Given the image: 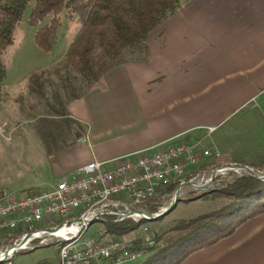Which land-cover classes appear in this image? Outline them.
<instances>
[{
    "label": "crops",
    "instance_id": "obj_1",
    "mask_svg": "<svg viewBox=\"0 0 264 264\" xmlns=\"http://www.w3.org/2000/svg\"><path fill=\"white\" fill-rule=\"evenodd\" d=\"M262 98L264 0H183L149 34L142 62L110 71L67 105L69 122L47 116L44 107H25L24 113L16 104L0 107V128L30 115V131L17 137L22 142L14 144L11 133L7 144L23 147L36 181L49 183L48 190L92 161L113 166L147 149L198 141L201 131ZM25 139L33 149H25ZM179 264H264V213Z\"/></svg>",
    "mask_w": 264,
    "mask_h": 264
},
{
    "label": "trees",
    "instance_id": "obj_2",
    "mask_svg": "<svg viewBox=\"0 0 264 264\" xmlns=\"http://www.w3.org/2000/svg\"><path fill=\"white\" fill-rule=\"evenodd\" d=\"M31 1L33 6L27 23L36 28L34 42L43 52H51L54 48L62 20L66 24L74 21L79 24L64 57L45 73L41 81L44 87L39 83V76H34L29 85L30 93L38 96V106L45 108L47 116L69 122L67 105L86 96L110 71L142 62L147 56L149 34L176 13L183 0H0V101L6 79L2 55L13 43L14 31ZM61 14L63 19L59 18ZM47 18L49 22L40 26ZM216 167L220 166L198 165L189 175L161 190L160 197L171 196L183 179L189 181L199 172ZM213 187L204 195L218 196L226 201L224 205L195 218L178 221L169 229L163 246H144L137 239L133 247L145 249V255L133 264H179L192 251L230 236L239 226L264 213V182L237 178V175L224 180L218 176ZM160 197L146 203L144 209L150 214L159 213L164 207ZM103 221L101 232L112 237L133 234L147 222L132 219L117 222L114 217H104ZM18 236H7L6 244H11Z\"/></svg>",
    "mask_w": 264,
    "mask_h": 264
},
{
    "label": "built area",
    "instance_id": "obj_3",
    "mask_svg": "<svg viewBox=\"0 0 264 264\" xmlns=\"http://www.w3.org/2000/svg\"><path fill=\"white\" fill-rule=\"evenodd\" d=\"M206 130L210 134L214 129L209 127ZM200 143L199 140L177 141L166 148H151L123 157L113 166H108V162L92 161L69 178L58 181L51 189L16 196L2 194L0 251L21 236L31 234L20 249L31 246L30 243L36 239H40V245L58 243L59 264H118L140 260L145 255V249L133 247L137 239L144 246L163 245L161 240L150 234L149 228L142 227L137 237L105 236L101 231L96 235L84 236L85 223L76 219V212L84 210L85 204L99 205L98 217H114L119 222V215L127 208L146 211V203L158 197V189L169 178H175L177 173H189L197 161L220 159L217 151L201 148ZM227 172L238 173L220 167L217 177ZM207 173L210 174L209 170H204L190 180L204 183L208 179ZM144 192H151V199H144ZM101 194H110L107 204H95V197ZM94 214L87 213V218ZM57 215L68 217V224L59 225V221H56L55 228H36V221L54 220ZM136 218L139 217L133 214L128 219L134 221ZM15 225H22V233H8V226ZM15 234L20 236L11 244H6L7 236Z\"/></svg>",
    "mask_w": 264,
    "mask_h": 264
},
{
    "label": "rangeland",
    "instance_id": "obj_4",
    "mask_svg": "<svg viewBox=\"0 0 264 264\" xmlns=\"http://www.w3.org/2000/svg\"><path fill=\"white\" fill-rule=\"evenodd\" d=\"M32 6V1L26 6L23 12V19L14 31L13 43L2 55V61L6 68L7 81L3 84L0 107L5 109L11 105L16 106L17 104L19 107H23L22 111L24 113L25 107L27 108L33 105L37 107L40 103L38 96L29 91L31 79L34 76H39V83H43L42 85L44 87V82L41 81L46 77L45 73H48L49 69H52L64 57L70 42L79 29L78 22L74 21L66 24L65 21L62 20L63 25L57 29V41L54 48L51 52H43L34 42V32L36 28L29 26L27 23V18ZM59 18L63 19V14L59 15ZM48 22L49 18L45 19L40 26ZM10 110L11 109L8 111L10 112ZM32 110L34 111V108ZM8 111L7 113H9ZM42 111V109H36V112ZM29 116L13 119L10 123L0 128V190H3L4 193H7L9 196L35 193L45 190L43 188L50 186L49 183L44 185V183H38L36 181L34 171L29 168V164L27 163L28 157H25L27 152L23 151V147H11V144H7L8 137H10L9 134L11 133L16 134L13 137L14 144L22 142L17 139V137L20 133L30 131L31 123L29 122L31 121V117L28 120ZM198 138L199 141H201V148H209L219 153L221 162H223L224 159L226 162H229L230 166L231 164H233V166L237 164L251 169L254 168V171L263 174L264 168L262 171H259V169L264 167V98L259 102L253 103L246 109L237 111L235 114L225 119L223 123L210 134H208V130L201 131ZM28 139H25L23 142L27 141L26 144L31 143V139ZM33 147V144H28L25 146V149L28 151L31 148L33 149ZM163 148H166V146ZM22 153H26V155H22ZM225 155H229V157H223ZM214 160L219 159L210 158L199 161L197 165L189 169V173H183L181 178L189 175L192 169L202 163L207 162L211 165H216V161ZM42 171L44 174H47L45 169H42ZM202 172L203 171L199 173ZM242 173L243 172L240 171L238 172V174ZM238 174H236V172H227L222 176V180L231 179ZM209 176L210 174L207 173L206 179L209 178ZM182 182L186 181L183 179ZM29 189L33 190L29 191ZM183 193H185V200L180 201L173 211L158 220L142 223L131 235L136 237L139 236L138 233L141 228L145 226L149 228L152 236H159V240H161L164 245L167 241L166 235L169 229L178 221L195 218L213 211L226 202L224 199L215 195L198 197V192L192 190L184 189ZM1 197L2 194L0 195V198ZM170 198L171 196L168 195L164 196L163 199L160 197L159 201L164 204L162 209H165L169 205ZM118 199H122V197ZM56 221H59V225H66L68 224V217H59V215H57L54 220H42L40 223L36 224V228H38V224L43 223L47 224V227L43 229L55 228ZM103 222L104 221L101 220L93 222L84 232V236L98 234L103 229ZM21 230L22 229H10L8 233H16ZM30 244L31 246L16 251L9 260L3 261L0 264L60 263L58 243L49 242V244L40 245V239H36ZM118 264H133V262H122Z\"/></svg>",
    "mask_w": 264,
    "mask_h": 264
},
{
    "label": "water",
    "instance_id": "obj_5",
    "mask_svg": "<svg viewBox=\"0 0 264 264\" xmlns=\"http://www.w3.org/2000/svg\"><path fill=\"white\" fill-rule=\"evenodd\" d=\"M223 168L227 171L235 170L237 172L239 171L243 172L242 174L237 173L238 174L237 178L246 177V178L255 179L258 182H264V173L263 174L258 173L249 167L228 165V166H223ZM208 170L210 172V176L207 179V181H205L204 183H197L195 179H193V180L181 182L180 184H178L171 195L169 205L165 209H162L159 213L150 214L147 211H143V210L131 211L127 208V210H125L122 215H119V218H120L119 222L125 221L133 214L137 215L139 217V220H143V221H155L160 218H163L164 216L169 214L171 211H173V209L176 207V205L180 201L185 200V193H183L184 189L198 192V197L204 194H207L209 191L214 189L213 182L219 173L220 167L212 168ZM95 221H99L98 213H95L90 218H85L83 223H85V225L87 226H90ZM75 223H79V222H75ZM30 235L31 234L21 236L19 240L13 242L11 245L1 250L0 251V263L10 259L14 255V253L17 250H19L23 246V244L29 239Z\"/></svg>",
    "mask_w": 264,
    "mask_h": 264
},
{
    "label": "bare ground",
    "instance_id": "obj_6",
    "mask_svg": "<svg viewBox=\"0 0 264 264\" xmlns=\"http://www.w3.org/2000/svg\"><path fill=\"white\" fill-rule=\"evenodd\" d=\"M198 163H199V161L195 162L194 165H197ZM182 174L183 173H177V174H175V178H169L167 180V182L158 189V196H160L161 190H163L165 187L170 185L173 181L179 180L182 177ZM162 196H166V195H162ZM144 199H151V192H144ZM109 201H110V194H101V195H98L95 197V204H107ZM98 212H99V205L85 204L84 210H78L76 212V219L77 220H84L85 218H87V213H98ZM98 220L103 221L104 217H98ZM138 220H139V218H136L134 221L137 222ZM41 221L42 220L36 221V224L40 223ZM88 227L89 226L85 225V231ZM10 229L11 230H20V229H22V225L8 226V230H10Z\"/></svg>",
    "mask_w": 264,
    "mask_h": 264
}]
</instances>
